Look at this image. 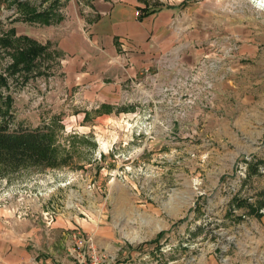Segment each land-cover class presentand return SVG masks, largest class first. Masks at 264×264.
<instances>
[{"label": "rangeland", "instance_id": "374dc122", "mask_svg": "<svg viewBox=\"0 0 264 264\" xmlns=\"http://www.w3.org/2000/svg\"><path fill=\"white\" fill-rule=\"evenodd\" d=\"M67 1L0 0V34L47 35L28 18L58 22ZM137 2L174 10L182 37L107 111L86 112L50 58L12 91L10 127H50L58 162L0 163V241L38 264H71L76 232L116 264H264V209L232 203L264 190L246 165L264 160V0Z\"/></svg>", "mask_w": 264, "mask_h": 264}, {"label": "crops", "instance_id": "0c3cea01", "mask_svg": "<svg viewBox=\"0 0 264 264\" xmlns=\"http://www.w3.org/2000/svg\"><path fill=\"white\" fill-rule=\"evenodd\" d=\"M65 7V17L46 25L47 35H25L47 44V59L63 73L64 90H75L86 112L115 104L123 82L159 66L182 37L174 10L148 13L137 0H68ZM12 245L0 241V264H38Z\"/></svg>", "mask_w": 264, "mask_h": 264}, {"label": "trees", "instance_id": "16d2710c", "mask_svg": "<svg viewBox=\"0 0 264 264\" xmlns=\"http://www.w3.org/2000/svg\"><path fill=\"white\" fill-rule=\"evenodd\" d=\"M29 21H41L45 25L51 24L50 14L33 11ZM47 44L23 35H15V29L0 34V163L11 165L13 168L23 164L55 166L58 162L57 148L53 140L50 127L43 126L37 129L11 128L12 103L11 93L16 88L26 86L27 82L46 72L42 65L47 58ZM3 61V63H2ZM47 67V66H46ZM102 104L99 110H108ZM248 176L264 169V160L254 159L246 163ZM254 202L237 200L234 198L233 207H244L249 215L259 214L264 209V190L256 194ZM159 233L157 236H160Z\"/></svg>", "mask_w": 264, "mask_h": 264}, {"label": "built area", "instance_id": "2783aa9c", "mask_svg": "<svg viewBox=\"0 0 264 264\" xmlns=\"http://www.w3.org/2000/svg\"><path fill=\"white\" fill-rule=\"evenodd\" d=\"M67 256L71 264H116L115 255L98 248L92 236L79 232L73 235Z\"/></svg>", "mask_w": 264, "mask_h": 264}]
</instances>
